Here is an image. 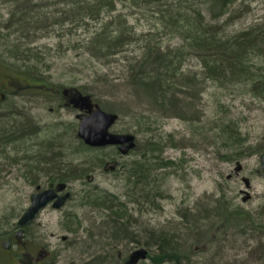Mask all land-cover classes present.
<instances>
[{
    "label": "rangeland",
    "instance_id": "obj_1",
    "mask_svg": "<svg viewBox=\"0 0 264 264\" xmlns=\"http://www.w3.org/2000/svg\"><path fill=\"white\" fill-rule=\"evenodd\" d=\"M24 1L0 0V76L17 79L25 87L12 91L4 103L0 102V114L9 117L3 118L0 131L7 129L13 134L23 128L25 137L2 148L5 154L0 153V264H128L136 253L149 251L145 231L161 229L180 231L181 242L190 241L183 242L186 245L181 264H264V97H256L237 85L203 81L198 95L206 128L192 130L177 118L154 126L159 135L174 137L161 155L174 161L175 168L159 176V197L154 198L153 205L133 203L132 189L134 195L138 191L122 174L124 165L135 160L138 152L122 156L114 148H82L77 129L86 108L78 99L85 97L108 113L102 105H128L133 113L143 111L144 104L134 108L122 91L127 58L142 55V42L148 37L163 48L173 49L180 38L167 35L168 31H156L155 9L148 0H136L132 8L120 10L134 26V41L117 56L94 59L88 55L86 44L100 23L90 21L81 27L72 24L69 8L58 5V0H30L41 3L31 27L4 29L1 25ZM117 8L122 9V5L118 3ZM227 20L230 34L264 24V0H239ZM34 25L38 26L36 30ZM185 61L183 70L202 81L205 71L200 61L192 56ZM32 64L36 72H27L25 65ZM256 65L260 66L259 61ZM47 89L72 91V100L77 99L72 108H65V100L42 96ZM132 120L119 118L112 132L133 134L136 129H131L135 124ZM14 121L19 125L13 129ZM230 121V129L239 133L237 143L221 137L220 127ZM128 127L131 133L123 132ZM133 135L136 146L143 149L145 136ZM14 147L17 152L12 151ZM15 158L19 159L17 163L13 162ZM69 170L73 175L68 183L72 201L62 210L48 206L23 229L21 242L14 240L10 250L3 249V242L16 235L17 223L29 208L31 195L38 188L46 190L49 179L65 176ZM57 171L62 174L54 175ZM152 188V194H156L154 185ZM100 193L118 198L127 220L138 225L140 230L135 228L133 235L125 239L127 243H117L111 236L116 217L84 198L88 194L99 197ZM228 211L235 215L240 212L238 219L234 215L225 218ZM133 237L139 238V245L127 241ZM43 252H49V256L41 257L39 262L30 259ZM134 264L154 263L138 257Z\"/></svg>",
    "mask_w": 264,
    "mask_h": 264
},
{
    "label": "trees",
    "instance_id": "obj_2",
    "mask_svg": "<svg viewBox=\"0 0 264 264\" xmlns=\"http://www.w3.org/2000/svg\"><path fill=\"white\" fill-rule=\"evenodd\" d=\"M58 1V5L65 4L69 8L68 15L72 19V24L81 27L82 23L87 25L90 21L100 23V28L86 44L88 55L92 58L103 60L117 56L121 53V48L126 49L134 41V26L128 23L127 18L121 11L126 10L129 6L132 8L131 3L137 4L136 0ZM118 3L122 5V9L117 8ZM237 3H239V0H148V4L157 13L156 31H164L165 33L168 31L169 34L166 33L167 35L178 36L180 42L174 49L163 48L161 44L154 43L148 37L143 39L142 42L143 54L127 58L126 63L132 66L131 68L135 70V74L132 77H126L122 91L129 96L127 98L132 103L131 105H135V99L140 98V104H144L145 107L143 111H138L137 116L131 117L135 123L131 129H136L133 134L140 133L146 136L145 131L147 132V129L148 131H154V126L159 124L158 119L153 115L148 114L147 118H143L145 116L143 113L147 111L149 113L157 112V109L155 110L149 105H156L164 112L167 109L172 110L170 116L174 115V109L177 107L172 104V98L175 94H181V90L187 84H191L199 92L203 81L212 80L219 82L221 85L224 83H229L234 87L237 85L243 87L244 90L246 89L247 93L249 92L256 97H264V24H257L248 30L239 33L231 32V34L227 32V22L223 27L217 28V24L224 18L228 21L232 7ZM40 6L41 3L33 4L30 0H25L16 6L15 10L9 15V20L1 26H4V29L11 27L30 28L33 22L32 19L38 16L35 11ZM65 11L62 10L61 12ZM39 16L42 17L43 15L40 14ZM37 23L38 19L36 20ZM35 26L33 29L36 30L38 26ZM262 41L263 47H259V43ZM252 46L256 47V50ZM195 54V58L200 61L205 71L202 81L196 74L189 75L183 70L187 57ZM256 61H259L260 66L256 65ZM35 67V64H32L25 65L24 68L27 69V72H36ZM170 105H173L174 109H171ZM127 106L102 105L103 109L118 116V119L125 115L123 109ZM128 107L131 109L130 106ZM174 117L184 121L182 116L174 115ZM3 118L9 119L8 114H0V124H3ZM14 123L16 124L13 129L17 127L16 125H19L16 121ZM226 124L227 126L220 127L221 137L232 143H237L239 133L230 129L228 125H232L231 121ZM6 125L10 127L9 123ZM131 129L129 130L128 127L123 132L131 133ZM10 131L7 129L0 131L2 133L0 136L1 151L2 148L13 146V144L23 141L25 138L22 135L23 128H21V131L16 130L13 134ZM35 132H33L34 135ZM27 135L32 136V133ZM163 141V139L156 140L151 137L150 142L145 143L144 149L139 151L138 146H136L134 151L137 152L138 149L140 156L124 165L123 179L133 184L138 191V195H134L135 191L132 189L131 197L133 198L131 201L133 203L153 205L155 199L159 197V176L167 169L175 168L174 161L165 160L161 155L166 149V144H163ZM80 146L88 151H94L87 148L82 142H80ZM12 151L17 152L18 149L14 147ZM5 152L0 153L5 154ZM18 161L17 158L13 160L15 163ZM39 163L42 164V162ZM70 172L71 170L67 175L59 176L60 181L66 183L72 179L73 175L71 176ZM60 174L62 173L55 175ZM153 185L156 194H152ZM100 195L99 197H91L88 194L84 198H86L87 203L110 211L117 219L116 224L128 221L126 210L118 198L107 193H100ZM228 214L229 216L227 215L225 218H231L234 215L238 219L240 212L235 215L236 212L228 211ZM148 231L152 232V230ZM164 237L165 239L157 238L159 240L157 243L158 250L156 248L154 254L150 244L145 242V247L150 252H146L144 257V251H140L135 254L134 259L137 257L144 258L154 264H181L182 255L175 253L181 244V240L172 239L173 236L171 239ZM139 238L135 239V243L138 245L140 240L137 239ZM167 243L175 248L172 255L167 252ZM175 243L179 245L176 246Z\"/></svg>",
    "mask_w": 264,
    "mask_h": 264
},
{
    "label": "bare ground",
    "instance_id": "obj_3",
    "mask_svg": "<svg viewBox=\"0 0 264 264\" xmlns=\"http://www.w3.org/2000/svg\"><path fill=\"white\" fill-rule=\"evenodd\" d=\"M226 23V19H223L221 20L218 24H217V28L219 27H223ZM253 47V46H252ZM259 47H263V41L259 43ZM254 50H256V47H253ZM124 51V49L121 48V53ZM196 54L192 57H195ZM191 56H188V58H190ZM132 66H130L128 64V66H126V69H127V74L125 75V79L126 77H132L134 74H135V70L133 68H131ZM214 82H217V81H214ZM201 88V87H200ZM197 88H195L194 86H192L191 84H187L183 87V89L181 90V94H175L174 97L172 98V104H174L177 108L174 109L173 105H170V108L171 109H174V115H179V116H182L184 118V122L186 124L189 125V127L193 130V129H197L198 131H202L203 129L206 128V125H203V123L205 122V116H204V112L202 111L201 109V103H200V98L199 96L197 95ZM180 91V90H179ZM126 97H129L128 95H126ZM140 98L138 99H135V105H133V107L136 109L139 108V105H141L140 102ZM149 107L153 108V109H157L156 111L157 112H152V113H149L148 111L146 113H143V115H145L143 118H147L146 116L148 114L150 115H153L156 119H158L157 121H164L165 119H172V118H176L174 117V115H171V111L172 110H169L167 109L166 112L164 111H161L160 108L156 107V105H149ZM150 108V109H151ZM123 111L125 112V115H123L121 117V119H125V118H130V117H133V116H137L138 114H135L133 113V110L132 109H129V107H125L123 109ZM179 119V118H177ZM154 129V128H153ZM197 131V132H198ZM146 133V136L144 137V142H150L151 140V137H154V139L156 140H160V139H163V144L167 143V142H171L174 137L172 135H165L164 133L162 134H158L156 132V129H154V131L150 130L148 131L147 129V132L145 131ZM148 135V136H147ZM143 149H144V146H143ZM140 151V149H139ZM136 152V151H134ZM137 152H138V149H137ZM136 152V153H137ZM140 154H136V157H139ZM52 164V162H50ZM57 166L61 167V165L59 163H57ZM56 174L59 173V171L55 172ZM55 175V174H54ZM72 176V175H71ZM110 213V212H109ZM118 225V226H117ZM112 226V229L114 230L113 234L111 235L112 238H115L116 242L117 243H125L126 240L125 239H129L133 233L132 231L136 228H138L137 224L133 223L132 221H127V222H119V224H116L115 222L111 224ZM110 227V225H109ZM118 227V228H117ZM116 229V230H115ZM186 229V228H185ZM138 230H140L138 228ZM140 232V231H139ZM145 235V242L146 243H149L151 248L152 249H156L158 250V241L157 238H163L165 239L164 236H166L167 238H170L172 237V239H179L181 240V234H180V231H176L175 233H173L172 230H169V231H166V230H157V231H152V232H149V231H145L144 233ZM122 238V240H121ZM135 237L131 238L130 240H127V241H132V243H135ZM167 240V239H166ZM168 241V240H167ZM187 244V242H190V241H182L180 242L181 244H176L175 245H179L178 247V250L175 252V253H178V254H181L183 253L182 250H183V247L186 245L184 243ZM127 243V242H126ZM166 247H167V252L169 254H173L174 253V250L175 248H173V246L170 244V243H167L166 244ZM156 251V250H155Z\"/></svg>",
    "mask_w": 264,
    "mask_h": 264
},
{
    "label": "water",
    "instance_id": "obj_4",
    "mask_svg": "<svg viewBox=\"0 0 264 264\" xmlns=\"http://www.w3.org/2000/svg\"><path fill=\"white\" fill-rule=\"evenodd\" d=\"M80 103L88 111L87 115H83L78 125L77 136L78 138L90 148H107V147H120L122 155H127L131 150L135 148V137L132 135H120L111 133V128L118 120V116L108 113L98 106H93L89 100L85 97L79 98ZM261 167L264 172V154L261 157ZM66 188L65 185H61L59 191H63ZM69 194L60 197L53 189H48L34 193L30 197V207L23 214L18 221V227L20 229L33 222L38 214L44 210L50 203L53 202V209H61ZM22 230L17 233L20 236ZM10 243L5 241L3 248L10 249ZM146 253L144 254L145 257Z\"/></svg>",
    "mask_w": 264,
    "mask_h": 264
},
{
    "label": "flooded vegetation",
    "instance_id": "obj_5",
    "mask_svg": "<svg viewBox=\"0 0 264 264\" xmlns=\"http://www.w3.org/2000/svg\"><path fill=\"white\" fill-rule=\"evenodd\" d=\"M24 88L25 87L21 86V84L18 82L17 79H13V78H11L9 76H5V75L0 76V102H5L7 99L6 96L9 95L12 91H14V90L20 91V90H23ZM42 92H43L42 96L47 94L50 97H57V98H60L62 100H65V104H64L65 108H72V102H74L75 99H77V98H75L72 100V91H56V90L49 91L48 90L47 92L46 91H42ZM73 96H75V95L73 94ZM78 102H80L79 99H78ZM84 113H86V111ZM116 149L119 152V147H116ZM70 181H72V179H70L66 183L61 182L60 179L56 178V177L53 179H49V185H48L47 189L55 190L59 196H64L65 194H69L70 196H69L67 202H71L72 201V193L68 187V185H69L68 183H70ZM61 185H66V189H64L63 191H61V190L59 191ZM38 190L42 191L40 188H38ZM21 236L10 237L9 241L11 242V244H13L12 241H14V240H19V242H21L20 241ZM22 246L26 247L24 243ZM47 256H49V252H45V253L43 252V253H40L39 255L37 254L35 257L30 256V259H32V260L34 259L37 262H39L41 257L43 258V257H47ZM38 257H39V259H37ZM27 263L29 264L31 262H27Z\"/></svg>",
    "mask_w": 264,
    "mask_h": 264
}]
</instances>
